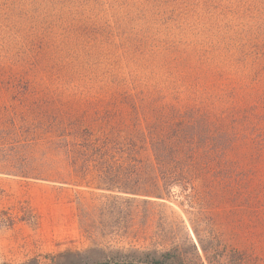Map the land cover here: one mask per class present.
I'll use <instances>...</instances> for the list:
<instances>
[{
	"label": "rangeland",
	"instance_id": "rangeland-1",
	"mask_svg": "<svg viewBox=\"0 0 264 264\" xmlns=\"http://www.w3.org/2000/svg\"><path fill=\"white\" fill-rule=\"evenodd\" d=\"M263 31L264 0H0V264H148L174 247L198 264H264V74L248 89L197 69L181 77L187 86L175 77L176 89L233 95L245 117L260 118L230 124L227 167H207L186 192L159 188L143 153L157 196L111 215L95 209L91 238L77 205L108 193L90 176L81 186L20 177L38 171L54 125L89 129L116 91L170 88L163 70L145 69L159 55L224 56Z\"/></svg>",
	"mask_w": 264,
	"mask_h": 264
},
{
	"label": "trees",
	"instance_id": "trees-1",
	"mask_svg": "<svg viewBox=\"0 0 264 264\" xmlns=\"http://www.w3.org/2000/svg\"><path fill=\"white\" fill-rule=\"evenodd\" d=\"M254 36L258 41L237 43L224 56L204 57L200 50H189L190 54L174 64L173 58L159 55L145 69L151 68L153 76L163 70L166 80H172L170 88L153 82L145 89L135 85V89L116 91L117 96L111 95L107 101L101 123L89 129L70 122L54 125L53 138L42 144L38 171H24L20 177L81 186L90 176L89 181L108 194L97 206L77 205L80 229L89 238L99 230L93 221L95 209L111 215L122 203L148 204L157 196L148 189L145 152L152 157L158 187L159 183L166 190L176 186L182 192L195 188L197 177L207 167H227L226 155L238 137L230 124L247 123L260 116L245 117L244 110L234 104L233 95L226 98L222 93L216 99H207L201 89H176L174 79L187 80V75L197 69L205 75L227 78L229 85L233 83L228 89L252 87L257 82L252 78L264 74V31ZM181 83L188 85L186 81ZM117 108L120 113L114 112ZM108 223L100 220L98 225L109 227ZM193 251L197 255L195 246ZM198 262L200 259H188L174 247L148 264Z\"/></svg>",
	"mask_w": 264,
	"mask_h": 264
}]
</instances>
